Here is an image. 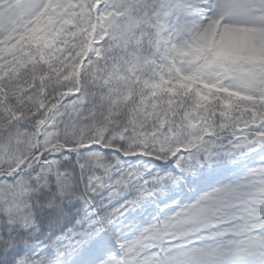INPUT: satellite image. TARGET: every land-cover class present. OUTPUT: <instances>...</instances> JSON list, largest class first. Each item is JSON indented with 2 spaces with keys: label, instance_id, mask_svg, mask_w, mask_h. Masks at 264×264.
<instances>
[{
  "label": "snow or ice",
  "instance_id": "6c2138e0",
  "mask_svg": "<svg viewBox=\"0 0 264 264\" xmlns=\"http://www.w3.org/2000/svg\"><path fill=\"white\" fill-rule=\"evenodd\" d=\"M0 264H264V0H0Z\"/></svg>",
  "mask_w": 264,
  "mask_h": 264
}]
</instances>
